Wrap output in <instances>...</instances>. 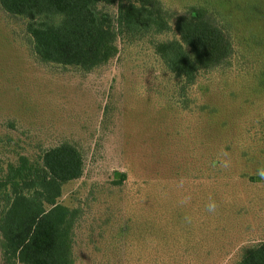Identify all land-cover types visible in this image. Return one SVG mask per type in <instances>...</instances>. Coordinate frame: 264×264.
Segmentation results:
<instances>
[{"label": "rangeland", "instance_id": "obj_1", "mask_svg": "<svg viewBox=\"0 0 264 264\" xmlns=\"http://www.w3.org/2000/svg\"><path fill=\"white\" fill-rule=\"evenodd\" d=\"M161 2L205 7L230 33L231 53L192 85L156 49L181 42L175 19L120 35L86 71L43 61L27 19L0 5V178L22 155L81 150L59 199L79 211L75 264H237L264 241V0ZM0 264L25 263L0 248Z\"/></svg>", "mask_w": 264, "mask_h": 264}, {"label": "trees", "instance_id": "obj_2", "mask_svg": "<svg viewBox=\"0 0 264 264\" xmlns=\"http://www.w3.org/2000/svg\"><path fill=\"white\" fill-rule=\"evenodd\" d=\"M27 19L33 48L45 62L92 70L118 52L122 34L164 32L175 19L181 42L156 43L170 71L187 85L223 63L233 45L230 33L210 11L191 6L174 13L161 0H0ZM117 5V14L107 6ZM84 156L65 142L37 159L22 155L0 178V248L13 263L75 264L78 209L60 202L63 185L80 178ZM237 264H264V241L249 247Z\"/></svg>", "mask_w": 264, "mask_h": 264}, {"label": "clouds", "instance_id": "obj_3", "mask_svg": "<svg viewBox=\"0 0 264 264\" xmlns=\"http://www.w3.org/2000/svg\"><path fill=\"white\" fill-rule=\"evenodd\" d=\"M214 204H209V210H212V209H214Z\"/></svg>", "mask_w": 264, "mask_h": 264}]
</instances>
